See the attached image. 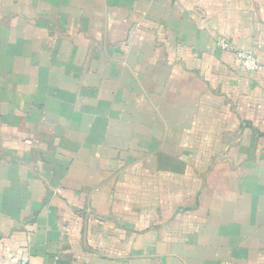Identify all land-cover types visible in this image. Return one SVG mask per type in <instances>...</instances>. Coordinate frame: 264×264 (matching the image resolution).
I'll return each mask as SVG.
<instances>
[{
    "label": "crops",
    "instance_id": "1",
    "mask_svg": "<svg viewBox=\"0 0 264 264\" xmlns=\"http://www.w3.org/2000/svg\"><path fill=\"white\" fill-rule=\"evenodd\" d=\"M21 258L264 264V0H0V264Z\"/></svg>",
    "mask_w": 264,
    "mask_h": 264
},
{
    "label": "built area",
    "instance_id": "2",
    "mask_svg": "<svg viewBox=\"0 0 264 264\" xmlns=\"http://www.w3.org/2000/svg\"><path fill=\"white\" fill-rule=\"evenodd\" d=\"M217 45L222 50L234 54L236 60L243 68L251 71L259 69V61L251 50L238 48L225 37L219 38L217 41ZM15 264H28V262L26 258H21V260Z\"/></svg>",
    "mask_w": 264,
    "mask_h": 264
}]
</instances>
